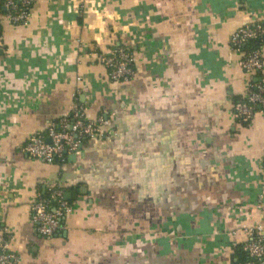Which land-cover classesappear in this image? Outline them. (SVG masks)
I'll return each mask as SVG.
<instances>
[{"label":"crops","instance_id":"obj_1","mask_svg":"<svg viewBox=\"0 0 264 264\" xmlns=\"http://www.w3.org/2000/svg\"><path fill=\"white\" fill-rule=\"evenodd\" d=\"M256 23L264 0H36L27 25L0 1V235L18 264L248 260L244 229L264 228V114L243 124L234 104L264 67L242 69L230 40ZM119 46L135 54L124 84L96 57ZM76 107L112 117L103 138L53 164L23 151ZM51 184L73 207L42 237L31 209Z\"/></svg>","mask_w":264,"mask_h":264},{"label":"built area","instance_id":"obj_2","mask_svg":"<svg viewBox=\"0 0 264 264\" xmlns=\"http://www.w3.org/2000/svg\"><path fill=\"white\" fill-rule=\"evenodd\" d=\"M1 1V0H0ZM36 0H4L9 18L16 25H27ZM263 39L264 25L249 24L239 28L231 37L233 50L242 55L240 67L247 71H260L264 67L262 46L247 52L244 46ZM105 67L110 81L128 83L135 77V54L123 46L116 47L109 54L96 55ZM258 114H264V79L259 84L250 85L249 93L234 104V115L243 124L251 122ZM112 117L102 114L97 120H88L84 108H74L73 112L50 125L46 132L34 134L23 151L33 159L53 164L62 162L69 156H77L85 142L103 138ZM50 197L38 196L32 205V220L38 234L51 237L61 228L62 220L72 211L63 189L55 184L49 186ZM264 194L261 196V200ZM53 202L57 205L54 206ZM259 208H264L260 203ZM247 240L243 246L248 255L246 264H264V228L246 227ZM10 237L0 235V264H18L20 258L10 251Z\"/></svg>","mask_w":264,"mask_h":264},{"label":"trees","instance_id":"obj_3","mask_svg":"<svg viewBox=\"0 0 264 264\" xmlns=\"http://www.w3.org/2000/svg\"><path fill=\"white\" fill-rule=\"evenodd\" d=\"M2 2H3V1H2ZM262 42H263V39L261 38V39H259V40H256V41H254V42H252V43H250V44L244 46V49H245V51L249 52V51H251L252 48H258V47L263 46V43H262ZM238 101H240V100H237L236 102H238ZM236 102H235V103H236ZM64 191H65V190H64ZM65 193H66V191H65ZM43 197H45V198H49V197H50V193L47 192L45 195H43ZM69 202H72V200H70ZM53 205L56 206L57 203H56V202H53ZM244 261L247 262L248 260L243 259V264H244Z\"/></svg>","mask_w":264,"mask_h":264},{"label":"water","instance_id":"obj_4","mask_svg":"<svg viewBox=\"0 0 264 264\" xmlns=\"http://www.w3.org/2000/svg\"><path fill=\"white\" fill-rule=\"evenodd\" d=\"M75 157V156H74ZM68 198V197H67Z\"/></svg>","mask_w":264,"mask_h":264}]
</instances>
